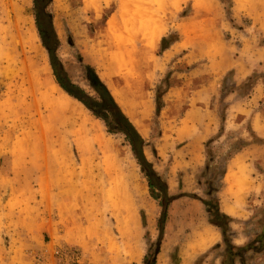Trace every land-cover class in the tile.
Returning a JSON list of instances; mask_svg holds the SVG:
<instances>
[{
  "label": "rangeland",
  "instance_id": "374dc122",
  "mask_svg": "<svg viewBox=\"0 0 264 264\" xmlns=\"http://www.w3.org/2000/svg\"><path fill=\"white\" fill-rule=\"evenodd\" d=\"M125 1L130 12L147 5L162 10L158 14L166 24L153 52L160 68L152 72V84L139 89L132 81L133 85L126 88L127 96L119 103L125 110L130 108L132 89L151 103L147 130L141 133L150 143L146 155L167 188L157 190L156 199L125 136L109 132L106 122L74 96L71 98L81 116L128 153L121 156L110 173L95 168L103 155L97 145L93 151H83L72 136L63 143H56V136L37 137L35 123L27 113L33 103L32 93L44 105L49 96L59 97L66 92L40 32L38 13L58 40L57 44L56 39L50 44L56 49L55 60L62 62L78 86L72 89L81 93L83 88L99 99L86 79L85 64L93 65L101 77L111 72V63L101 59L94 46L100 39V27L117 13L121 0H94L101 14L98 21L86 7L88 0H38L39 9L36 0H28L35 45L22 46L19 42L14 47L21 53L19 63L11 65L24 69L15 73L13 67H8L11 61H0V264H30L35 253L43 254L46 264H53L51 246L59 243L80 244L93 264H223L226 243L221 227L217 226L222 233L221 242L210 247L199 246V227L213 226V219L219 221L227 227L229 239L236 246L252 242L264 230V147L254 149L248 162L230 167L229 173L246 175L249 184L245 188L231 186L227 178L222 183L221 178L236 147L261 141L251 133V122L245 120L236 128L226 127L207 139L201 134L213 111L219 115L229 102L245 100L254 85L262 82L260 79L249 88L231 92L223 87L226 78L228 85L242 87L252 74L264 73V61L253 65V71L244 78L236 69L218 73L209 64L211 58L224 59L223 52L213 56V33L228 44L227 50L233 56H239V62L253 49L264 48V27L259 20L264 0H208L201 8L197 0ZM17 2L0 0V48L10 41L7 30L16 21ZM21 27L28 29L22 20ZM199 34L202 43L195 49ZM111 77L125 85L121 75ZM213 77L221 82L220 92L194 101L196 86L213 82ZM166 78L170 82L168 88ZM160 88L170 91L162 93L159 107ZM192 105H196V112L185 118L186 109ZM42 110L48 113L45 107ZM130 115L141 117L142 109L137 108ZM139 183L143 184L141 193ZM213 184L221 187L219 192H213ZM216 199L220 209L223 200V210H231L232 215L221 210L229 217L215 216ZM228 200L236 206V212L229 208ZM163 201L170 203L165 207ZM129 221L139 225L136 237L129 234ZM251 254L237 264H264V253L250 251Z\"/></svg>",
  "mask_w": 264,
  "mask_h": 264
},
{
  "label": "bare ground",
  "instance_id": "6f19581e",
  "mask_svg": "<svg viewBox=\"0 0 264 264\" xmlns=\"http://www.w3.org/2000/svg\"><path fill=\"white\" fill-rule=\"evenodd\" d=\"M207 3L208 0H197L199 8L204 7ZM27 7L28 0H18L14 4L16 21L7 30V37L10 38V41L0 48V61H11L8 67H13L11 65L16 66L15 64L19 63L21 53L17 50L15 51L16 45L19 42H21L22 46L32 45L34 47L35 45L33 24L28 18ZM86 7L91 11L92 18L98 21L101 14L94 0H88ZM129 8V4L125 0H121V6L117 13L113 14L100 27V39H98L94 46L96 54L101 59L111 63V72L117 76L121 75L124 79L125 85H120L115 78L111 77L113 75L111 72L107 73L105 77H101L109 86L118 102L127 96L126 88L133 85L132 81L137 84L139 89L146 88L152 84V72L160 68L158 61L153 56V52H155L157 41L166 30V24L163 18L160 17L161 14H158L162 10H155L149 5L134 12H130ZM166 15L169 16V13ZM21 20L25 21L28 25L27 31L21 27ZM13 69H15V73H19L24 67H13ZM132 90V99L129 102L131 106L129 109H126L129 113L124 107L123 110L132 121L134 120L137 123L139 127L135 125L140 132L145 131L147 130V117L151 111V103L145 95L136 93L137 90ZM32 96L34 98L33 103L27 108V113L33 119V123H35L34 127L37 130V137L43 135L47 137L56 136L58 137L55 140L56 143L59 141L63 143V140L72 136L74 142L83 151H93L97 145L103 155L102 162H98L95 168L104 169L109 173L122 160V157L128 155L126 151L119 149L112 140L106 138L102 130L91 124L87 117L81 116V113L78 111V105L71 98L72 95L65 92L59 97L49 96L47 98L48 101L44 105L42 102H39L36 93H32ZM42 107H45L48 113L45 114ZM137 108L142 109V116L133 115L132 118L130 114L134 113V110ZM227 179L231 186L238 187L239 189L245 188L249 184L247 183L245 174L238 175L230 172L227 175ZM123 180L126 182L127 177H124ZM119 183H121V180H119ZM137 187L141 193L143 184L139 183ZM128 227L129 234L132 237H136L137 233H139L137 222L133 223L129 221ZM199 236L200 243L202 244L199 246L205 245L210 247L222 239L219 229L208 225L202 226V228L199 227ZM194 247H196L195 244Z\"/></svg>",
  "mask_w": 264,
  "mask_h": 264
},
{
  "label": "trees",
  "instance_id": "16d2710c",
  "mask_svg": "<svg viewBox=\"0 0 264 264\" xmlns=\"http://www.w3.org/2000/svg\"><path fill=\"white\" fill-rule=\"evenodd\" d=\"M36 3H37V6H36L37 9H39L38 0H36ZM47 4L48 3H46V5ZM40 16L41 15L38 13L39 29L44 39L45 45L48 47L50 53L52 54V58H53L52 65H53L55 74L57 76V79L61 87L64 88V90L68 92L70 95L84 102L93 111V113L96 116H98L99 118H102L106 122L109 132L122 133L125 136V139L130 144L135 157L137 158L138 162L142 166L143 172H145L146 175L148 176V182H149V186L151 189V194L156 199H158L159 194H157V190L166 189L167 183L163 179L161 174L156 170L153 162H151L146 155L145 150H146V147L150 145V143L142 135V133L140 132L138 127L135 125V123L132 121V119L123 110L122 106L117 101L116 97L113 95L109 86L101 78L98 71L93 65L85 64V68H86L85 76H86V79L90 87L93 90L97 91V93L99 94V99L94 98L90 92H85L83 88H80L81 93L72 89V87L77 88L78 86L72 81V79L69 76L68 71L63 66L62 62L55 60L56 49L55 47H52L50 44V42L53 39H56L55 41L56 44L58 43V40L54 36V32L52 28L50 29L48 26H46L41 21ZM165 40L166 38L163 39V44ZM260 79H262V82L264 83V73L262 74L255 73L254 75L252 74L243 82L242 87H241V85L239 84L228 85L227 78H226L224 80L223 87L229 90L230 92L235 91V90H241L243 89V87L246 89V88H249L250 85L257 83ZM165 84L167 88L170 87V82L168 81V78L165 79ZM167 88H165V90L163 91H161V88H160V91H158L159 107L162 106V103H163L162 93L167 92L168 90ZM261 108H264V103L262 104ZM219 115L222 119V128H221V131H222L225 128V120L227 116L226 109L222 111ZM251 133L254 134L255 132L252 130ZM258 138L261 140L260 142H263V140L259 136ZM251 143L253 142L251 141L245 142L243 145L236 147L237 149L228 157L229 158L228 160L232 159V157L235 154L240 152L243 148H245L247 145ZM153 152L158 157V152L155 147L153 148ZM209 154L211 155L212 153L209 152ZM226 172H227V167H225L224 170L221 172L222 183L226 175ZM214 186H217V187H214ZM220 188L221 187H219L218 185L213 184V192L215 191L219 192ZM218 199H216L215 201L216 211L214 212V215L217 216L218 218L219 217H229L226 213L221 211L220 202ZM169 203H170L169 201L162 202V204L165 207H167ZM205 203L209 205L208 201H205ZM143 222L144 223L146 222V220L144 219V215H143ZM261 222L264 223V219ZM213 224L217 225L218 227H221L223 237L226 243L223 264H237L238 260L239 262L243 263L245 262V259L252 257V254L251 256H249L250 251L254 252V254L264 253V230L252 242L244 246H236L232 243V241H230L229 236H228V231H227L228 229L225 225L221 224L219 221L215 219H213Z\"/></svg>",
  "mask_w": 264,
  "mask_h": 264
},
{
  "label": "crops",
  "instance_id": "0c3cea01",
  "mask_svg": "<svg viewBox=\"0 0 264 264\" xmlns=\"http://www.w3.org/2000/svg\"><path fill=\"white\" fill-rule=\"evenodd\" d=\"M111 16L112 14L108 17V19H106V22L110 19ZM259 20L262 26L264 27V12L260 13ZM197 32L200 33L201 30H198ZM194 35L196 39V33ZM200 37L201 36L199 34V37H198L199 41H196V43H194L195 49H198L199 48L198 44L200 45L202 43V38ZM213 43H214L213 44V56L214 54H220L221 52H223L222 57H224V59H222L221 61L214 60V59L212 61V58L210 60L209 65L213 67V70L218 73H225L226 71H229L230 69H236V71L241 73V76L244 78L250 75V73L253 71L252 70L253 65H255L257 62L260 63L264 61V48L260 46L253 49L250 54H247L243 58V62L242 61L239 62V56L238 55L237 57L233 56V52H229L227 50V48L229 47L228 44H226L222 40V38L218 37L216 33H213ZM221 47H223V49ZM220 89H221V82L219 78L213 77V82H209L207 84L196 86L194 90V94L192 95V98L194 101H196L203 95H208L211 93H213L214 95L215 93H219ZM169 91H167V93H169ZM244 98L245 100H235V101L229 102L227 109H226L227 116L225 120V128L226 127L236 128L241 123H243L245 120H248L249 122H251L253 131L263 140V142H260L257 144L251 143L247 145L245 148H243L240 152L235 154L232 157V159H230L229 161V168L224 177L225 179L227 178V175L229 174V171H230V167H232V165L239 166L242 161L244 163L248 162L249 157L251 156L250 154H252L254 149L260 150L261 147H264V108L259 107L264 100V83L258 82L256 85H254L253 91L251 92V94ZM196 109H197L196 105H192L190 109H186L184 113L185 118H190L191 114L196 112ZM209 122L210 123L207 122L205 126L201 128L203 129V132H201V134H203L206 139L210 138L211 136L216 135L221 130V127H222V119L220 115L216 114L214 111H213V116L210 118ZM176 150H178L177 147H176ZM261 164H262V167L264 168V158L263 160H261ZM246 165L249 166V163ZM228 202H229L228 203L229 208L233 209L234 212H236L237 211L236 206L232 204L231 201L228 200ZM221 205H222L221 210H223V200H222ZM223 211H226L227 214H231V210L229 209L223 210ZM215 227L218 228L217 225H215ZM219 242H221V240ZM262 257L264 259V255Z\"/></svg>",
  "mask_w": 264,
  "mask_h": 264
},
{
  "label": "built area",
  "instance_id": "2783aa9c",
  "mask_svg": "<svg viewBox=\"0 0 264 264\" xmlns=\"http://www.w3.org/2000/svg\"><path fill=\"white\" fill-rule=\"evenodd\" d=\"M50 256L53 258V264H93L86 257L83 247L76 243L52 245ZM43 257V254L35 253L30 264H46Z\"/></svg>",
  "mask_w": 264,
  "mask_h": 264
}]
</instances>
